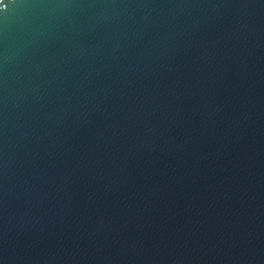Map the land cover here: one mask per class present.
I'll list each match as a JSON object with an SVG mask.
<instances>
[{
  "label": "water",
  "instance_id": "1",
  "mask_svg": "<svg viewBox=\"0 0 264 264\" xmlns=\"http://www.w3.org/2000/svg\"><path fill=\"white\" fill-rule=\"evenodd\" d=\"M0 264H264V0H0Z\"/></svg>",
  "mask_w": 264,
  "mask_h": 264
}]
</instances>
